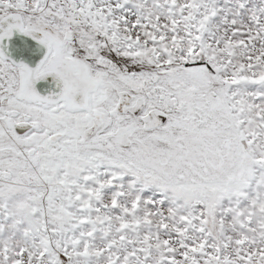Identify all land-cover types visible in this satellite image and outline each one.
Returning a JSON list of instances; mask_svg holds the SVG:
<instances>
[{
	"label": "snow or ice",
	"instance_id": "snow-or-ice-1",
	"mask_svg": "<svg viewBox=\"0 0 264 264\" xmlns=\"http://www.w3.org/2000/svg\"><path fill=\"white\" fill-rule=\"evenodd\" d=\"M0 264H264V0H0Z\"/></svg>",
	"mask_w": 264,
	"mask_h": 264
}]
</instances>
